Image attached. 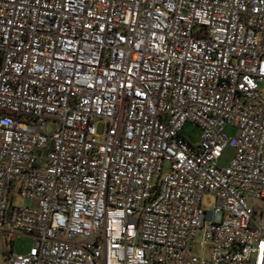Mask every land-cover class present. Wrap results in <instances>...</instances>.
<instances>
[{"label": "built area", "instance_id": "built-area-1", "mask_svg": "<svg viewBox=\"0 0 264 264\" xmlns=\"http://www.w3.org/2000/svg\"><path fill=\"white\" fill-rule=\"evenodd\" d=\"M263 82L264 0H0L4 264H264Z\"/></svg>", "mask_w": 264, "mask_h": 264}, {"label": "rangeland", "instance_id": "rangeland-1", "mask_svg": "<svg viewBox=\"0 0 264 264\" xmlns=\"http://www.w3.org/2000/svg\"><path fill=\"white\" fill-rule=\"evenodd\" d=\"M261 88H264V82L260 84ZM53 124L49 122L46 124L44 128V133L47 135H50L53 132ZM105 131H106V122L104 119H96L95 120V136L97 139H103L105 136ZM236 128L233 127L232 125H226L224 127V133L228 137H232L235 135ZM200 134L201 130L199 127L193 125L190 122L185 123L182 128L180 129V136L185 137L190 143L197 145L199 144L200 140ZM233 150L226 146L223 149L222 155L220 159L218 160V166L219 167H225L228 164V161L232 155ZM216 204V199L213 195L209 193H204L202 195L201 203L200 206L203 211H206L208 213L212 212L213 207ZM17 205L19 206H29L32 208H35L37 206L36 202L34 201H26V200H18ZM250 206H256L260 207V203L256 201H249ZM195 240L197 242H202L203 241V233L202 230H199L195 236ZM12 244V251L17 254H25L29 250V248L33 245V239L30 236L27 235H17L16 238H14ZM5 241L3 242L2 239H0V264H4V250H5ZM192 253L197 255V256H203L207 253V246H199L196 245L192 249Z\"/></svg>", "mask_w": 264, "mask_h": 264}, {"label": "crops", "instance_id": "crops-1", "mask_svg": "<svg viewBox=\"0 0 264 264\" xmlns=\"http://www.w3.org/2000/svg\"><path fill=\"white\" fill-rule=\"evenodd\" d=\"M0 239H2L3 240V242L5 241V238H4V236L2 235V234H0ZM14 242V241H13ZM13 244V243H12ZM5 247H6V242H5ZM12 247V246H11ZM5 252H6V248H5V250H4V255H5ZM4 261H5V258H4Z\"/></svg>", "mask_w": 264, "mask_h": 264}]
</instances>
